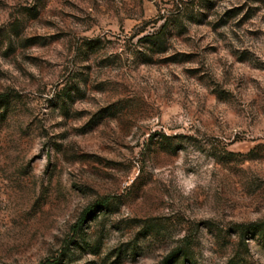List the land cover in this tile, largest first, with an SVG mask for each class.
I'll return each instance as SVG.
<instances>
[{
	"label": "rangeland",
	"instance_id": "rangeland-1",
	"mask_svg": "<svg viewBox=\"0 0 264 264\" xmlns=\"http://www.w3.org/2000/svg\"><path fill=\"white\" fill-rule=\"evenodd\" d=\"M176 251L264 264V0H0V264Z\"/></svg>",
	"mask_w": 264,
	"mask_h": 264
},
{
	"label": "trees",
	"instance_id": "trees-1",
	"mask_svg": "<svg viewBox=\"0 0 264 264\" xmlns=\"http://www.w3.org/2000/svg\"><path fill=\"white\" fill-rule=\"evenodd\" d=\"M102 202L105 203L106 200H104V201H102ZM88 211H89V210H87V212L84 213L83 217L81 218V221L78 223L77 226H75V228H79V227H80V224L83 223V222L85 221V217H86V215L88 214ZM179 253H180L179 251H176V252H174L173 254H171V255L168 257V259L166 260L165 264H167L170 260L176 258V257L179 255ZM43 264H44V263H43Z\"/></svg>",
	"mask_w": 264,
	"mask_h": 264
}]
</instances>
